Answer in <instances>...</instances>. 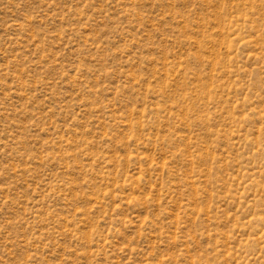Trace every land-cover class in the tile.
<instances>
[{
  "label": "rangeland",
  "instance_id": "1",
  "mask_svg": "<svg viewBox=\"0 0 264 264\" xmlns=\"http://www.w3.org/2000/svg\"><path fill=\"white\" fill-rule=\"evenodd\" d=\"M0 264H264V0H0Z\"/></svg>",
  "mask_w": 264,
  "mask_h": 264
}]
</instances>
